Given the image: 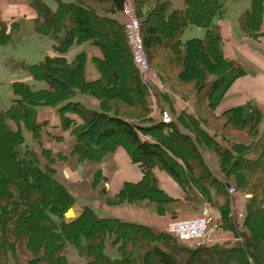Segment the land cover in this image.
Here are the masks:
<instances>
[{
  "label": "trees",
  "instance_id": "trees-1",
  "mask_svg": "<svg viewBox=\"0 0 264 264\" xmlns=\"http://www.w3.org/2000/svg\"><path fill=\"white\" fill-rule=\"evenodd\" d=\"M28 1L38 16L36 32L52 39L54 52L59 55L47 56L32 66L21 65L34 79L46 81L49 89L34 90L26 83H15L10 105L0 109V138L9 140L12 168L19 176L5 195L0 194V264H70L69 245L78 251L82 264H264V231L259 233V229L264 230V135L247 144L232 141L224 132L230 122L234 132L255 134L264 122L262 111L253 105L232 108L222 114L227 119L222 126L210 125L202 115L187 112L178 117L177 123L146 119L152 111L151 94L128 45L123 17L127 0H55L56 10L43 0ZM134 1L139 12L153 2L163 6L141 24L149 61H159V66L167 69L178 58L182 68L178 79L183 83L195 80L198 94L206 93L205 105L214 115L215 105H221L232 82L230 74L243 72L224 56L220 27L214 24L225 17V0H186L185 10L173 8L168 0ZM263 7L264 0H253V8L241 17V23L254 22ZM155 20L171 29L169 41L154 25ZM193 23L206 28L205 38L183 42L185 29ZM88 41L103 52L96 61L102 77L95 82L86 80L85 52L70 59L66 56ZM11 42L8 24L0 16V46ZM109 43L126 54L134 75L132 92L108 50ZM206 73L214 74L216 80L206 83ZM104 80L107 83L101 82ZM97 85L105 88L107 95L97 94ZM116 91L120 99L110 98ZM86 92L99 99L100 110L73 101ZM128 93L132 96L123 99ZM39 107H60L62 129L75 140L70 156L77 157L78 162L100 164L123 149L130 164L140 169L142 180L126 182L114 197L115 204L147 200L159 206L162 216L173 219L202 212L207 206L222 217L235 241L191 248L190 244L179 243L182 241L166 228L102 217L89 206L79 218L67 222L65 215L78 198L57 178L55 164L68 157L54 153L44 139L47 136L60 141L63 137L47 131L48 121L39 120ZM25 131L40 148L39 155L34 149H26L29 142ZM178 141L187 149L175 144ZM158 172L177 184L179 198L167 194ZM232 184L237 194L249 196L242 225L231 213ZM30 220L47 234L46 240L35 235ZM108 242L117 247L118 258L106 255Z\"/></svg>",
  "mask_w": 264,
  "mask_h": 264
},
{
  "label": "rangeland",
  "instance_id": "rangeland-1",
  "mask_svg": "<svg viewBox=\"0 0 264 264\" xmlns=\"http://www.w3.org/2000/svg\"><path fill=\"white\" fill-rule=\"evenodd\" d=\"M25 0H8L10 4H19L23 3ZM47 6H49L52 10H56L57 3L55 0H43ZM136 12V15L142 24L143 21L148 20L150 17H154V15L159 12L163 6L162 3L159 4H149L144 9L143 12H139L137 10L136 2L134 0H127ZM172 2L173 8L184 7L186 0H169ZM28 2V0H27ZM252 0H225L226 9L233 11L237 10H245L249 9L251 6ZM6 4V0H0V16L3 18L4 15V6ZM145 13L146 15H143ZM240 13V12H239ZM159 16H156V18ZM3 20V19H2ZM7 24L9 27V32L11 33L12 42L7 46H0V109L7 108L11 100L13 99V91L12 86L15 83H26L28 86L32 87L34 90L41 89H49V84L43 80H36L27 70L21 68L22 66H32L35 64H39L44 61L47 56H57L59 54L54 53L52 51V42L54 47V41L48 37H45L41 34H38L35 30V26L38 23L34 22L30 18L26 16H18L15 17V20H7ZM18 24V25H16ZM154 25L159 29V32L165 37L166 41H169L171 38V29L165 28L158 20H155ZM193 29V28H189ZM187 31H190V30ZM203 29V28H202ZM243 31L245 35L257 42H261L262 36L257 31H253L251 27H243ZM142 32V31H141ZM189 33V32H187ZM127 36V35H126ZM142 36V34H141ZM128 40V39H127ZM129 45V42H128ZM109 52L112 54L113 59L117 61L120 69L122 70L126 81L128 83V87L130 92L133 91L134 81L131 80L133 78V72L131 69L130 63L126 60V54L123 49L116 48L113 44L109 43L107 45ZM130 47V45H129ZM85 52L87 54V62L85 68V77L87 82H95L101 79L102 75L99 72L96 61L98 57L103 56L102 50L93 46L89 41L81 44L80 46L75 47L69 54V56H76L77 54ZM72 53V54H71ZM71 54V55H70ZM66 55V56H67ZM146 57L149 61V58L146 54ZM176 59V61H175ZM173 63L167 69H163L159 66L160 62L157 64L156 62H150V84L148 85L149 93V108L152 110L146 114L145 118H153L154 121H164L165 116H168L172 119V122H179L178 117L181 114L189 113L191 115H202L204 119L209 120L210 125L222 126L227 123V119L221 114H217V110H219L220 104H216V110L214 115L210 114L207 110V106L205 105L207 102L205 100L204 94L199 95L197 89L195 88L196 81H189L187 83H183L178 79V75L182 73L181 65L178 62V58H175ZM109 76V74H108ZM105 79V78H104ZM111 79V76H110ZM228 79L231 80L230 77ZM206 83H213L216 78L212 73L205 74ZM229 80V81H230ZM107 83V81H101ZM100 83V82H99ZM113 83V82H111ZM113 85L116 86L115 83ZM97 88L96 93L106 94L104 91L105 88H102L100 85ZM232 86L230 83L229 88ZM81 95L73 98L74 102H81L84 105L90 107L93 110H100V101L93 94L79 93ZM107 95V94H106ZM109 96V95H108ZM119 97L121 96L119 92H113L111 97ZM124 96V95H123ZM128 95L123 97V99L128 100ZM120 99V97H119ZM225 99L221 102L223 104ZM194 104V109L192 110L188 105L190 103ZM58 108L51 107H39V120L40 121H48L46 126L47 131H50L55 136L63 137V140H56L54 138L44 139L45 144L48 147H52L54 153H62L68 158L65 161H61L55 164V168L58 169L57 178L66 185L71 193H73L77 198L79 203L85 204L86 206H93L94 203H99V208L103 210V206L105 205V209H107L108 216L111 217H120L128 221H135L133 215L131 214L132 210H139L145 213L147 218L153 224L159 225V228H167L168 225L177 220L182 219H191L196 217H207L210 220V229L211 233L207 236L206 241L213 243H230L235 241V238L230 241L226 237L229 235V230H226L225 222L222 217L215 211H212L210 208L206 206V208L199 213H192L191 215H184L182 218L173 219L171 216H162L159 213V206L155 203H152L147 200L135 201L133 203H123V204H115L113 202L115 200V196L118 194L111 193L107 189V185L110 184L118 175H120L122 170L124 169V164L121 159H116L115 162L109 164L108 168H99L100 165L103 167L104 161L100 164L87 162V161H77L75 158L71 157L70 153L75 143L74 138L68 133L64 132L62 129V120L61 115L59 113ZM148 109V107H146ZM215 118V119H214ZM220 119V120H216ZM206 128L208 129L207 125ZM225 134L232 139V141L238 143H250L253 141H258L262 135H264V122L263 124L256 130V133L251 131H246L243 134H239L234 132L232 124L229 122V125L224 128ZM25 137L27 139V147L26 149H34L37 154L41 152L40 148L37 144H35L31 140V135L25 131ZM5 137L0 138V194L5 195L7 193V189L9 186H12L15 182V179H19L18 173L12 168L13 161L11 160V155L8 148V141L5 142ZM3 143V144H2ZM180 146H183L187 149L185 143L179 142L175 143ZM22 153L24 154L25 148H21ZM123 155L124 159L129 163V157L124 151H120ZM210 166L216 171L218 167L214 164H210ZM241 168V167H240ZM243 168V167H242ZM135 169H139L136 168ZM101 171V175L97 174L98 171ZM106 173V174H104ZM102 177H105L104 180H98ZM124 177V175H123ZM142 180V179H141ZM140 180V181H141ZM23 182L24 180L21 179ZM138 181V182H140ZM126 182L132 181H123L121 183V187ZM134 182V183H138ZM233 185V184H232ZM47 188L46 185L43 187ZM230 194V193H229ZM231 196V213L235 218L238 217L240 212H246L245 203L249 196H245V194L241 193L240 195L230 194ZM112 198V199H110ZM110 199V200H109ZM85 202V203H83ZM101 206V207H100ZM128 207V208H127ZM164 208V207H163ZM104 211V210H103ZM35 212V210H34ZM160 212L163 213V209L161 207ZM103 216V215H101ZM126 216V217H124ZM127 216H130L127 218ZM154 217V218H153ZM169 217L168 220L160 221L157 218H165ZM132 218V219H131ZM31 224L33 220H30ZM237 221V219H236ZM35 223V222H34ZM35 226L34 232L39 238H45L47 234L38 229V226ZM244 224V223H243ZM261 224H258L260 226ZM158 227V226H156ZM262 227V226H260ZM97 229V228H95ZM264 230L259 229V233H262ZM232 237H235L234 234H231ZM183 242V241H182ZM181 243L182 245H187V243ZM106 255L110 258H118L119 253L117 247L113 246L111 242H108L105 249ZM67 255L70 264H82L84 260L78 255V251L72 246L69 245L67 247ZM12 264V263H11Z\"/></svg>",
  "mask_w": 264,
  "mask_h": 264
},
{
  "label": "crops",
  "instance_id": "crops-1",
  "mask_svg": "<svg viewBox=\"0 0 264 264\" xmlns=\"http://www.w3.org/2000/svg\"><path fill=\"white\" fill-rule=\"evenodd\" d=\"M252 8H253V0L249 9L237 10L235 11L236 13L226 9L224 19L215 20L214 22L215 25H218L220 27V33L222 36V49L224 56L230 62L236 63L239 66V68H242L243 70L242 72L243 75L242 74L236 75V73L234 72L230 74L232 76L231 77L232 86L228 89V92L225 95L224 103L221 104L219 110H217V114L219 115L220 114L222 115L226 111L235 107H240V106L244 107L246 105L249 107L250 105H253L255 107L257 106L262 111L264 116V7L261 14H259L261 16L257 15L258 17H256L254 22H247L245 25L241 23V17L247 11H251ZM177 9L185 10L186 3L184 7L181 6L180 8ZM20 15L26 16L27 18L34 20V22H36L38 19V16L36 15L35 11L31 8L29 1L27 2V0H25L23 3L10 4L8 3V0H6V4L4 6V15L2 18L3 21H5L6 23H8L7 20L14 21L15 17H18ZM247 25L248 27H251L253 31H257L259 34L262 35V37H260L262 38L261 42H257L245 35L243 31V27H246ZM189 28H193V29H189ZM188 29L190 31H187ZM206 33L207 31L205 27L193 23L190 24L185 29L182 36V40L183 42H186L194 38L204 39ZM52 51L54 52L53 42H52ZM72 55L71 56L67 55V57L70 59L73 57ZM188 106L192 110L194 109L193 108L194 104L192 102ZM120 151H124V150L120 149L115 154L109 156L104 161L103 167L101 165L99 167L101 169L104 168L105 170V168L109 167L110 162L113 163L115 162L116 159L122 160L124 164V169L121 171L122 173L118 175L110 184L106 186L107 189L113 194L117 193L120 190L121 183L123 181L138 182L143 178V174L140 171V169H135L136 166L131 165L130 162L127 163V161L124 159ZM216 171H218V169ZM157 174L161 180V185L165 189L167 194L174 199L179 198L181 196V193L178 189L177 184L164 173L158 172ZM92 205L93 206H89V207L96 210L100 215H103L102 217H111L108 216L109 213L105 212L107 211V209H105L106 208L105 205L103 206L104 211L99 208L98 206L99 203H94ZM85 206H86L85 204H81L77 200V204L74 207H72L65 215V220L67 222H70L74 219L79 218ZM131 214L135 218L134 222L136 223L160 227L159 225L150 222L147 216L145 215V213H143L142 211L134 209L132 210ZM129 217L130 216H127V218ZM116 218H120V217H116ZM157 219L160 221H165L168 220L169 217L160 218V219L157 218ZM161 229H165V228H161ZM231 234L232 233H229V235L226 237L230 241L234 239V237H232ZM188 246H190L191 248L197 247L195 244H190Z\"/></svg>",
  "mask_w": 264,
  "mask_h": 264
},
{
  "label": "built area",
  "instance_id": "built-area-1",
  "mask_svg": "<svg viewBox=\"0 0 264 264\" xmlns=\"http://www.w3.org/2000/svg\"><path fill=\"white\" fill-rule=\"evenodd\" d=\"M124 26L127 39L132 51V57L136 68L138 69L142 80L145 84L150 83V65L146 57V51L141 36V23L136 15L134 7L127 1L124 11ZM165 123H171L172 119L168 116L164 118ZM229 193H237L235 186L229 188ZM245 219V212H240L237 217V223L242 225ZM166 231L177 237L180 241L194 243L197 247L209 245L206 241L207 236L211 233L210 220L207 217H196L191 219H182L171 222Z\"/></svg>",
  "mask_w": 264,
  "mask_h": 264
}]
</instances>
